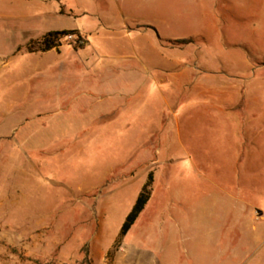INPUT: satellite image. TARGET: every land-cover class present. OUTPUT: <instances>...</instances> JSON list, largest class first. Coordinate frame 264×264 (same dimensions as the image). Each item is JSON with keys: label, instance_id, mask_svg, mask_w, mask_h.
<instances>
[{"label": "rangeland", "instance_id": "374dc122", "mask_svg": "<svg viewBox=\"0 0 264 264\" xmlns=\"http://www.w3.org/2000/svg\"><path fill=\"white\" fill-rule=\"evenodd\" d=\"M61 2L0 0V264H264V0H122L153 28L126 44L100 25V58L75 36L29 51L25 31L115 12ZM157 34L193 39L161 41L178 88L152 68Z\"/></svg>", "mask_w": 264, "mask_h": 264}, {"label": "crops", "instance_id": "0c3cea01", "mask_svg": "<svg viewBox=\"0 0 264 264\" xmlns=\"http://www.w3.org/2000/svg\"><path fill=\"white\" fill-rule=\"evenodd\" d=\"M57 3L59 4V9L61 11H59L58 13L62 14V9H68V10H72L73 7H75L74 5H63V3L61 2V0H56ZM224 1L225 3L227 2V0H222ZM114 8H115V12L113 14H110V15H100V14H97V18L99 20V23H98V26L92 30H89L88 32L86 30H84L83 28L75 25L73 27H61V26H53L51 28H48V29H33L32 31L33 32H30L31 30L29 31H25V32H28L27 33V36L25 37V41H29L31 40L32 38H37V37H42L46 32L48 31H52V30H62V29H77L80 34L85 38L86 40V43L84 44L83 47L85 46H89L91 45L92 48L97 51V56L98 58L102 57L103 54L101 51H99V48L97 45L95 44H92V42L94 41L95 38H97L99 36V33H100V25H103V28L105 29V32L107 34H110L111 37L112 35L114 34H121V38H118L119 42H125L126 44L127 43H130L131 41V38L127 37L129 36V34L131 32H140V35H142L143 31L145 30V28H153V26H151V24H145V23H137L135 21L132 22L131 20V14L129 13L128 11V8H126V6L124 5V3L122 2V0H113V5ZM223 8H225V10L229 9L228 6H224ZM64 14V13H63ZM120 19L121 22H122V27H121V32L118 31V27H115L113 24L112 21L113 19ZM118 25V24H117ZM123 33V34H122ZM128 34V35H127ZM157 37H158V44L159 46L164 49V51H166V53L168 54H165L163 53V51H158L157 52V56L159 55V57H161V65L160 66H156V65H152V68L157 70L159 73H164V74H171V73H175V75H172L173 77L176 76L177 80L173 81V86L174 87H180V63L178 62V59L177 58H174V54L171 53L172 56H170V53H169V49L167 46H164L162 45L161 43V40H160V36L157 34ZM39 38V39H40ZM117 39V38H116ZM175 39V38H174ZM124 43V45H126ZM54 48L52 49H49V50H46L44 51L45 53L47 52H50V51H54L53 50ZM60 49V48H59ZM118 49V48H117ZM150 49H151V45H150ZM41 51V50H39ZM55 51L57 53H60V50H56ZM72 51V50H69V52ZM153 52V51H152ZM177 52V51H176ZM145 57L146 59H148V57L150 58L151 57V50L148 52H145ZM111 58H114V59H136L138 56L137 54L135 53V50L133 49L132 51L129 50L128 48L126 47H119V49L117 50V53L115 55L113 54H110ZM231 102V100H229L228 98H214L210 104L212 105H217V104H229ZM219 104V105H220Z\"/></svg>", "mask_w": 264, "mask_h": 264}, {"label": "trees", "instance_id": "16d2710c", "mask_svg": "<svg viewBox=\"0 0 264 264\" xmlns=\"http://www.w3.org/2000/svg\"><path fill=\"white\" fill-rule=\"evenodd\" d=\"M68 33H73V34L78 35L79 38L82 39V43L79 44V47L84 46V44L86 43V40L77 29H62V30H52V31L46 32L37 41L41 45L38 47V50L46 51L52 48L58 50L60 46L61 38L64 37ZM159 38L162 42H166V43H169L171 45H176V46H183V45L193 42V39L190 37L175 38V39H168V38L164 39L161 37ZM31 43L32 42L30 41L26 44L28 47V50L29 51L36 50V49L31 48V45H30ZM149 181H151V174H149ZM148 200H149V191L147 190L146 187H144L143 191L140 192V194L138 195L132 208L126 215L121 225V230H120L121 237L126 235L128 231L131 229L136 219L138 218L139 214L141 213V211L144 209L145 205L147 204ZM85 259H86V262L89 264L90 263L89 258H85Z\"/></svg>", "mask_w": 264, "mask_h": 264}, {"label": "built area", "instance_id": "2783aa9c", "mask_svg": "<svg viewBox=\"0 0 264 264\" xmlns=\"http://www.w3.org/2000/svg\"><path fill=\"white\" fill-rule=\"evenodd\" d=\"M73 36H75V40H78L79 43H82V39L79 38V36L76 35V34L68 33V34H66L64 37H70V38H71V37H73ZM64 37H62V38H64Z\"/></svg>", "mask_w": 264, "mask_h": 264}]
</instances>
